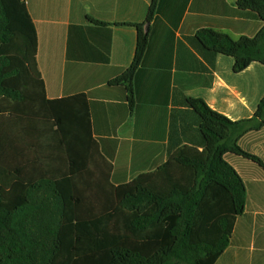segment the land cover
<instances>
[{"label": "trees", "instance_id": "16d2710c", "mask_svg": "<svg viewBox=\"0 0 264 264\" xmlns=\"http://www.w3.org/2000/svg\"><path fill=\"white\" fill-rule=\"evenodd\" d=\"M159 1L152 0L143 23L116 24L137 30L132 64L107 83L124 88L130 113ZM237 6L264 22V0H238ZM195 39L215 56L234 58L235 73L254 62L264 65V26L255 37L234 40L201 29ZM37 51L25 0H0V264H216L247 200L245 184L225 156L264 166L239 144L264 128V98L252 118L240 121L203 99L187 98L199 117L200 139L172 140L175 151L155 172L113 184L109 162L94 142L69 144L68 118L90 127L88 104L72 116L68 100H46ZM76 99L87 103L85 94ZM50 124L65 158L42 161L38 156L47 151ZM38 125L40 142L31 134Z\"/></svg>", "mask_w": 264, "mask_h": 264}, {"label": "crops", "instance_id": "0c3cea01", "mask_svg": "<svg viewBox=\"0 0 264 264\" xmlns=\"http://www.w3.org/2000/svg\"><path fill=\"white\" fill-rule=\"evenodd\" d=\"M237 1H159L134 79L136 105L130 113L124 88L107 83L132 64L137 30L116 24L143 23L152 0H25L38 35L37 63L46 100H68L70 113L88 104L90 127L77 122L72 112L67 139L78 146L94 142L109 162L113 184L155 172L175 151L172 140L200 139L199 117L187 98L203 99L232 121L254 116L264 98V65L254 62L235 73L234 58L215 56L195 39L201 29L222 31L234 40L255 37L264 22L256 13L240 10ZM81 94L87 103L76 99ZM47 130L48 148L39 159L65 158L56 127L50 124ZM31 134L43 140L39 125ZM239 144L264 164V128L246 134ZM225 159L241 176L247 200L216 264H264V166L234 154Z\"/></svg>", "mask_w": 264, "mask_h": 264}]
</instances>
